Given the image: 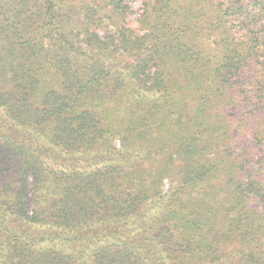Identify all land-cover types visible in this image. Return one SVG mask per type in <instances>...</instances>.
Returning a JSON list of instances; mask_svg holds the SVG:
<instances>
[{"label":"trees","instance_id":"obj_1","mask_svg":"<svg viewBox=\"0 0 264 264\" xmlns=\"http://www.w3.org/2000/svg\"><path fill=\"white\" fill-rule=\"evenodd\" d=\"M0 0V264H264V0Z\"/></svg>","mask_w":264,"mask_h":264},{"label":"rangeland","instance_id":"obj_2","mask_svg":"<svg viewBox=\"0 0 264 264\" xmlns=\"http://www.w3.org/2000/svg\"><path fill=\"white\" fill-rule=\"evenodd\" d=\"M139 8H140V0H134L133 2V9L135 11L134 17L140 13Z\"/></svg>","mask_w":264,"mask_h":264}]
</instances>
